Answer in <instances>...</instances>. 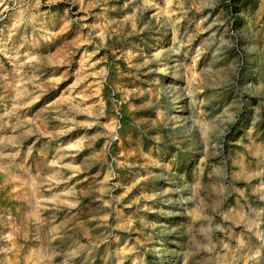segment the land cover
Returning <instances> with one entry per match:
<instances>
[{"label":"rangeland","instance_id":"1","mask_svg":"<svg viewBox=\"0 0 264 264\" xmlns=\"http://www.w3.org/2000/svg\"><path fill=\"white\" fill-rule=\"evenodd\" d=\"M0 264H264V0H0Z\"/></svg>","mask_w":264,"mask_h":264},{"label":"bare ground","instance_id":"2","mask_svg":"<svg viewBox=\"0 0 264 264\" xmlns=\"http://www.w3.org/2000/svg\"><path fill=\"white\" fill-rule=\"evenodd\" d=\"M179 107H181V104L180 103H177L176 104V107L174 108V110L176 111L177 109H180ZM178 111V110H177Z\"/></svg>","mask_w":264,"mask_h":264}]
</instances>
